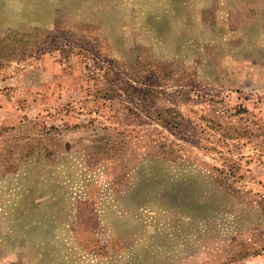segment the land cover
Listing matches in <instances>:
<instances>
[{
    "label": "rangeland",
    "instance_id": "rangeland-1",
    "mask_svg": "<svg viewBox=\"0 0 264 264\" xmlns=\"http://www.w3.org/2000/svg\"><path fill=\"white\" fill-rule=\"evenodd\" d=\"M0 264H264V0H0Z\"/></svg>",
    "mask_w": 264,
    "mask_h": 264
}]
</instances>
